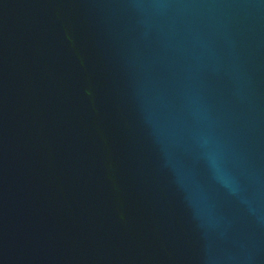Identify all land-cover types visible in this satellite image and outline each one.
<instances>
[{
	"label": "water",
	"instance_id": "95a60500",
	"mask_svg": "<svg viewBox=\"0 0 264 264\" xmlns=\"http://www.w3.org/2000/svg\"><path fill=\"white\" fill-rule=\"evenodd\" d=\"M0 264H264V0H0Z\"/></svg>",
	"mask_w": 264,
	"mask_h": 264
}]
</instances>
